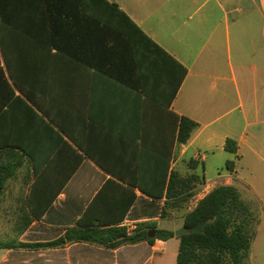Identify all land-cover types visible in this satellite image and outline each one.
<instances>
[{
    "label": "crops",
    "instance_id": "1",
    "mask_svg": "<svg viewBox=\"0 0 264 264\" xmlns=\"http://www.w3.org/2000/svg\"><path fill=\"white\" fill-rule=\"evenodd\" d=\"M109 1L139 30L105 18L69 57L31 52L22 69L34 99L0 82V140L21 144L0 149L8 153L0 166L16 164L0 194V264H176V234L114 249L25 247L63 237L109 180L136 185L129 232L153 222L176 233L217 186L246 189L262 204L249 264H264V0ZM176 115L198 124L187 143L176 140ZM26 151L39 159L38 174ZM173 172L199 177L181 208L166 205L165 191L138 186L159 192ZM30 200L38 211L51 202L37 214Z\"/></svg>",
    "mask_w": 264,
    "mask_h": 264
},
{
    "label": "trees",
    "instance_id": "2",
    "mask_svg": "<svg viewBox=\"0 0 264 264\" xmlns=\"http://www.w3.org/2000/svg\"><path fill=\"white\" fill-rule=\"evenodd\" d=\"M125 20L139 28L119 8L109 0H0V82L12 95L10 82L22 94L34 99L24 86L22 61L31 52L44 51L46 54L56 49L70 56L73 42L83 45L88 27L102 23V19ZM53 57V54H50ZM3 62L5 66H3ZM36 103V101H35ZM31 111L34 110L31 108ZM179 143H187L198 124L185 116H177ZM46 126L54 128L47 121ZM57 133V132H56ZM62 142L66 143L63 137ZM21 147L20 143L8 145L0 140V149L6 146ZM226 150L237 152V143L228 139ZM8 154L1 152V155ZM33 163L35 174L40 171V161L34 153L26 151ZM82 156L78 154V163ZM226 167L234 171V163L227 161ZM16 168L14 163L0 166V194L6 178ZM74 170V169H72ZM199 177H182L173 172L167 184L159 192L144 185H138L146 193L160 197L166 192V205L181 208L193 196ZM136 185L124 186L109 180L86 209L75 227L68 228L65 235L50 243L25 245L27 248L60 247L67 243L87 242L99 244L109 249L143 241L154 244L156 240L167 241L175 237L173 231L158 229L153 222L138 223L132 232L123 225L125 216L133 204ZM51 201L41 205L29 203L37 214H42ZM165 213V212H163ZM260 224V215L253 210L233 185H219L200 200L197 206L184 216L187 233L180 237L176 264H249L251 246ZM155 231L154 237L149 233ZM3 245L0 244V247Z\"/></svg>",
    "mask_w": 264,
    "mask_h": 264
},
{
    "label": "rangeland",
    "instance_id": "3",
    "mask_svg": "<svg viewBox=\"0 0 264 264\" xmlns=\"http://www.w3.org/2000/svg\"><path fill=\"white\" fill-rule=\"evenodd\" d=\"M242 186L244 188H247L245 183L244 184L242 183ZM241 195H242V198L252 206L253 210H255L258 213L261 212L262 204H261L260 199L257 196H253L251 193L247 192L246 189L244 190L242 189Z\"/></svg>",
    "mask_w": 264,
    "mask_h": 264
},
{
    "label": "water",
    "instance_id": "4",
    "mask_svg": "<svg viewBox=\"0 0 264 264\" xmlns=\"http://www.w3.org/2000/svg\"><path fill=\"white\" fill-rule=\"evenodd\" d=\"M187 233V229L186 228H182L179 231H177L175 234L177 237H181L183 234ZM155 236V231H151L149 233V237H154Z\"/></svg>",
    "mask_w": 264,
    "mask_h": 264
},
{
    "label": "built area",
    "instance_id": "5",
    "mask_svg": "<svg viewBox=\"0 0 264 264\" xmlns=\"http://www.w3.org/2000/svg\"><path fill=\"white\" fill-rule=\"evenodd\" d=\"M128 228V231H131L132 229H129V227H127Z\"/></svg>",
    "mask_w": 264,
    "mask_h": 264
}]
</instances>
